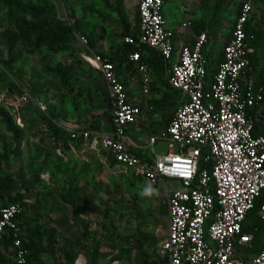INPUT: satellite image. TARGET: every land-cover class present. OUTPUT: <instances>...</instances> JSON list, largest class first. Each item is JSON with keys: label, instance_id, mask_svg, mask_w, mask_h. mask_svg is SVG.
Masks as SVG:
<instances>
[{"label": "built area", "instance_id": "2783aa9c", "mask_svg": "<svg viewBox=\"0 0 264 264\" xmlns=\"http://www.w3.org/2000/svg\"><path fill=\"white\" fill-rule=\"evenodd\" d=\"M164 1L136 0L138 32L121 39L157 52L164 60L169 85L180 92L173 116L148 138L152 157L131 151L125 136L126 126L138 120L143 108L128 99L114 62L80 35L77 39L84 47L81 59L107 86L111 133L99 139L91 138L87 129L69 131L68 135L103 154L106 166L110 157L114 160L112 169L162 187L168 222L155 253L166 258L167 264H264V246L249 253L256 228H243L257 198H261L257 216L264 222V135L253 134L255 123L264 117V85L256 82L248 56L252 36L248 37L245 29L254 0H243L234 12L228 38L221 46V60L213 69L204 53L209 43L205 31L176 49L174 30L163 14ZM190 25L189 20L181 23L182 27ZM126 60L133 63L141 92L147 95L149 66L138 50L127 54ZM27 98L23 95L20 100ZM40 108L45 109L43 105ZM13 115L19 122L18 113ZM157 140L165 142L162 154L152 148ZM49 141L58 155L64 154L65 145L60 140L50 137ZM22 212L19 202L0 207V248L9 239L16 264H26L27 250L22 246L25 232L18 220ZM239 249L248 253L241 254ZM79 259L75 264H82Z\"/></svg>", "mask_w": 264, "mask_h": 264}, {"label": "rangeland", "instance_id": "374dc122", "mask_svg": "<svg viewBox=\"0 0 264 264\" xmlns=\"http://www.w3.org/2000/svg\"><path fill=\"white\" fill-rule=\"evenodd\" d=\"M41 1L52 9L50 16L55 21L71 25L74 20H79L78 30L64 50L51 52L41 47L37 52L29 53L19 45L11 51V61L8 60L6 41L0 34V107L11 115L18 113L20 116L19 122L13 117L19 132L17 140L0 119V175L9 178V181L0 182L2 194L7 197L22 193L26 217L37 218L46 227L54 229L52 235L44 238V244L53 248L56 254L62 248H71L75 257L80 258L79 262L84 264L87 257L84 251L93 250L98 253L95 264H143L137 242L156 254L157 244L166 235L167 207L162 187L138 181L119 169H112L110 164L105 165L106 168L97 163L81 164L75 149H64V154L58 155L50 137H45L48 132L45 117H51L57 127L68 131L86 129L82 120L87 116L100 115L99 120L105 121L109 117L104 82L82 61L80 53L84 47L77 36L86 35L93 43L99 41L108 48L119 44L123 37L120 36L119 20L106 8L112 0ZM220 1L183 0L179 3L178 0H167L165 7H171L170 12L177 20L181 16L178 9L181 6L183 12L187 8L189 14H198L207 21ZM237 3V0L232 1L225 14L220 13V26L214 32L215 37L211 38L215 50L223 44ZM253 5V23L256 28L264 30V0H255ZM123 10L132 31H135L136 0H131L128 7L123 5ZM0 20L9 25L2 4ZM93 45L89 44L91 48ZM259 59L264 64V41L257 52V62ZM58 67L72 68L70 72L66 71L63 86L54 74ZM164 89L169 91L167 87ZM23 95L28 97L27 101L20 100ZM153 113L158 115L159 110L155 109ZM15 142L18 143L16 157L11 151ZM164 143L155 147L158 152H165ZM39 168L43 170L38 173ZM249 216L247 223L254 222V227L259 229L253 244L255 248L260 247L264 244V222L252 212ZM65 223L67 226L58 227ZM70 236L72 238L68 240ZM129 246L127 255L125 250ZM239 252L244 254L248 250L239 249ZM43 259L46 264L52 263L45 256Z\"/></svg>", "mask_w": 264, "mask_h": 264}, {"label": "trees", "instance_id": "16d2710c", "mask_svg": "<svg viewBox=\"0 0 264 264\" xmlns=\"http://www.w3.org/2000/svg\"><path fill=\"white\" fill-rule=\"evenodd\" d=\"M232 1L234 0H221L220 2L216 3L213 8L209 23L214 26H220V18L223 14H225L227 7L231 4ZM242 1L243 0H237L238 3L237 5H235V13L238 11L239 4ZM42 2L43 1L41 0L39 2H34L33 0H0V4H2V6L5 8L7 17L9 18V25H6V22L4 20H0V34L6 41L8 60L11 61V51L19 45H22L29 53H35L41 47H45L48 51L54 52L68 48V45L73 41V33L78 30L79 20H74L71 25H68L65 21H55L50 16L52 15V9L48 7L47 4ZM106 6L108 11L114 13L119 20L121 26V37L131 33L134 35L137 34L138 16L136 30L132 31V26L130 25L127 17L124 14L122 0H112V4H106ZM220 13L222 14L221 16ZM234 16L235 14L233 15V17ZM245 29L247 36H252L248 40L249 46L255 47L259 43V39L262 37L260 35L259 29L250 25V23L246 24ZM200 32L201 31L199 30L198 33ZM88 41L89 44L93 45L94 41L90 39H88ZM134 50H138L141 53V59L146 62L149 67L153 68L155 74L159 78H162V74L165 69L164 60L154 50L145 46L136 48L133 45L121 42L117 48L116 54L126 55ZM248 56L251 60L250 54ZM108 59L113 62L114 55L108 57ZM71 70V67H58V69H54L55 77L61 86L65 84L66 71L70 72ZM165 79H161V86L163 87L164 93L161 98L153 100L152 105L155 109L162 112H167L172 117L178 106L180 92L173 89L169 85L168 80ZM257 83L264 85V78L257 81ZM165 87H167L169 91L164 89ZM13 117L14 116L11 115L7 110H4L0 107L1 123L4 125L5 129L12 134L13 138L17 140L19 137V132L17 130V127L14 125L15 123ZM45 120L47 122L46 128L48 129L45 137H53L55 139H58L61 141V144L64 145L68 142L75 141V139H71L69 135H67V132L64 129L57 127L56 124L52 121L51 117H45ZM253 134L264 135V119L255 123ZM17 144L18 143L15 142L11 149L12 153H15V157L17 156V153L15 152L17 151V149H15L17 147ZM109 164H114V160L110 157ZM201 166H203V164ZM41 170L43 169L39 168L38 173ZM127 175L133 176L131 174ZM133 177L138 181L145 182V180L142 178L135 176ZM6 181H9V178L0 175V182ZM2 190L3 187H0V207L12 202H19L23 206V212L19 215L18 220L20 221L19 225L23 227L25 232V237L22 239V246L27 250L26 264H46L43 262L45 261L43 259L44 256L46 257V259L52 260L51 264H75L77 256L75 257V254L71 248H62L56 254L55 251H53V248L50 249L45 246L44 238H46V236L48 235H52L54 233V229L51 226L46 227L37 218L26 217L24 213L25 207L23 204L22 193H16L14 195H9L6 197L2 194ZM64 199L66 200V197H64ZM260 204L261 198H257L255 200L254 207L247 214L246 221L243 227L244 231H253L254 228H256V230H254V240L257 239L256 234L259 229L257 227H254L256 225L254 222L247 223V220L251 218L249 216L250 212H252L253 216L260 220L257 216V209ZM136 246L139 248V251L143 256V264H167L166 258H159L156 254H154V252L146 250L143 243H141L140 241L137 242ZM9 248L10 240L7 239L3 241L2 247L0 248V264H16L12 260L13 253ZM129 248L130 246L125 250L127 255L130 252ZM253 248H255L254 244L252 249ZM84 254L87 255V259L85 258L84 264H95V262H98V253L96 251H84Z\"/></svg>", "mask_w": 264, "mask_h": 264}, {"label": "crops", "instance_id": "0c3cea01", "mask_svg": "<svg viewBox=\"0 0 264 264\" xmlns=\"http://www.w3.org/2000/svg\"><path fill=\"white\" fill-rule=\"evenodd\" d=\"M130 1L131 0H123V5L125 7H128V5L130 4ZM182 1L183 0H178L179 3H182ZM166 2L167 0L164 1L163 14H164L167 25L174 30V33H175L174 42H175L176 49H178L185 41H192L195 35L198 34L199 30L205 31L209 36V43L206 49L204 50V53H205V56H207L208 58L209 67L212 69L215 68L217 66L218 61L221 60V47L218 50H215V47L211 42V38L215 37L214 32L217 31V27H218L217 25L214 26L211 23H209V20L211 19L212 15L206 21V20H203L201 17H199L198 14L194 16L189 14V12L187 11L188 10L187 8H185L183 12L182 7L179 6L178 9H179L181 16H180V19L177 20L176 15L173 17L172 12H170L171 7H165ZM252 11H253V8H252ZM252 11L250 14V25L255 27L253 20H252L253 19ZM187 20L191 22V25L189 27H182L181 23ZM230 29H231V25H230L229 30L226 31L224 34V38L222 42L223 44L227 40ZM259 32L262 37L259 39V43L255 47H251L252 52L250 53L251 63H252V67L255 73L256 82L262 79L263 74H264V64L260 63V59H259V62H257V52H259V49L262 46V43L264 41V30L259 29ZM210 42H211V45H210ZM120 43L121 41H119V44ZM93 44L94 45L92 47L95 49V51L96 49L99 51H102V52L96 51L100 55L106 58L114 55L115 58L113 59V62L116 67V73H117L118 78L124 84V87L128 95V99L135 104H139L143 108L142 113L138 117V120L135 123H132L126 126L125 136H126L127 144L129 148L131 149V151L135 152L136 154L142 157L149 159L152 157L151 147L148 143L149 136L153 134L154 135L157 134L171 118V116L167 112L159 111L158 115H155L153 113L155 111V108L152 105V101L161 98L164 93L163 87L161 86L162 78H159L155 74L153 68L149 67V71L151 75L150 91L148 93L149 95L147 94L148 96L144 95L141 92L140 79H139L138 73L135 70L133 63L126 60L127 54L126 55L116 54L119 44L118 45L115 44L113 47H110V48H108L105 44H101V42L99 41ZM252 55H253V61H252ZM84 63L87 64L86 62ZM257 63H258V67L256 68ZM87 66L91 67L89 64H87ZM94 71L96 70L94 69ZM162 75H163V78L164 79L166 78L165 80H167L165 69ZM101 79L103 80L102 77ZM103 82H104L103 84H104V90H105V98L107 99L106 97L107 86L104 80ZM107 105L109 108L108 103ZM148 105H152L153 108L151 110L148 109L147 108ZM99 117L94 115V117L89 118L87 116L86 118L82 120V122L85 124L79 121L80 123L83 124L82 125L83 127H85L87 130L90 131L91 138L94 137V138L99 139L103 135H107L111 133L110 109H109V117H106V121L103 119L99 120ZM102 118L104 117L102 116ZM154 120H156V123ZM58 127L61 129H64L68 135L69 131L67 129L61 126H58ZM162 142L164 141L157 140V142L152 146L153 150L156 153H159V154L164 153V151L158 152L155 148ZM70 149L72 150L75 149L76 153L78 154V160L80 161L81 164L91 165L93 163H97L98 165H100L101 168L102 167L106 168L103 162V154H100V155L97 154L87 144H81L77 141L68 142L65 144V151H70ZM165 151H166V148H165ZM102 163L104 165H102ZM95 169L100 170V168H95ZM167 222H168V216H167ZM65 226H67V223H65L62 226H58V227L61 229ZM166 230H167V227H166ZM71 238L72 237L70 236L68 240H71ZM263 246L253 248L250 254L258 252Z\"/></svg>", "mask_w": 264, "mask_h": 264}]
</instances>
